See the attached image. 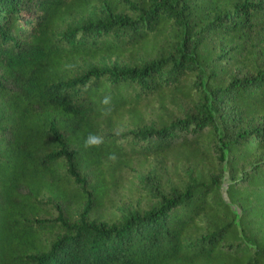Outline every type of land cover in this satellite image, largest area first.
I'll list each match as a JSON object with an SVG mask.
<instances>
[{
	"label": "trees",
	"instance_id": "16d2710c",
	"mask_svg": "<svg viewBox=\"0 0 264 264\" xmlns=\"http://www.w3.org/2000/svg\"><path fill=\"white\" fill-rule=\"evenodd\" d=\"M263 34L264 0H0V264H264ZM138 158L180 185L91 219Z\"/></svg>",
	"mask_w": 264,
	"mask_h": 264
},
{
	"label": "rangeland",
	"instance_id": "374dc122",
	"mask_svg": "<svg viewBox=\"0 0 264 264\" xmlns=\"http://www.w3.org/2000/svg\"><path fill=\"white\" fill-rule=\"evenodd\" d=\"M261 41L264 43V34ZM114 63L113 60H102L97 66L109 67ZM148 114L150 116L152 113ZM114 130L119 131V134L128 131V129ZM123 141V138L119 139L120 143ZM183 172L182 168L177 171L171 164L164 165L159 163V160L138 158L118 173L114 183L111 178H106L108 192L102 204L94 210L90 218L95 217L106 225H119L131 213H145L157 206L156 192L158 190L164 192L180 185ZM78 213L79 210H76V216Z\"/></svg>",
	"mask_w": 264,
	"mask_h": 264
},
{
	"label": "clouds",
	"instance_id": "9594fccd",
	"mask_svg": "<svg viewBox=\"0 0 264 264\" xmlns=\"http://www.w3.org/2000/svg\"><path fill=\"white\" fill-rule=\"evenodd\" d=\"M100 143V139L95 136H89L85 139L86 146H92Z\"/></svg>",
	"mask_w": 264,
	"mask_h": 264
}]
</instances>
